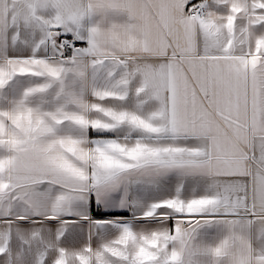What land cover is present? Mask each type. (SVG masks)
<instances>
[{"label":"snow or ice","instance_id":"6c2138e0","mask_svg":"<svg viewBox=\"0 0 264 264\" xmlns=\"http://www.w3.org/2000/svg\"><path fill=\"white\" fill-rule=\"evenodd\" d=\"M0 264H264V0H0Z\"/></svg>","mask_w":264,"mask_h":264}]
</instances>
